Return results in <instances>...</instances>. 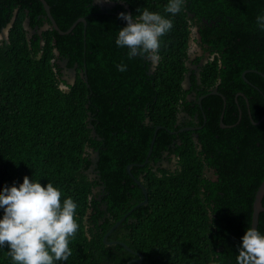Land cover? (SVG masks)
<instances>
[{
    "label": "trees",
    "instance_id": "trees-1",
    "mask_svg": "<svg viewBox=\"0 0 264 264\" xmlns=\"http://www.w3.org/2000/svg\"><path fill=\"white\" fill-rule=\"evenodd\" d=\"M44 1L59 31L84 23L61 35L39 0H0V36L11 24L0 40V188L28 176L42 186L53 183L62 199L73 198L79 228L70 240L72 255L59 264H236L264 180V30L256 23L264 0H185L161 37L156 63L115 45L116 31L126 25L118 14L148 8L170 15L167 0H108L111 7ZM192 28L208 60L185 90ZM59 61L76 71L66 92L59 89ZM121 62L124 72L116 67ZM196 88L198 97L208 96L198 144L171 134ZM222 113V122L235 127L224 144ZM165 153L179 160L172 175L153 170ZM136 181L147 193L144 206L137 207L144 195ZM125 215L106 238L118 244L106 245L105 235ZM257 228L264 233V212ZM7 250L0 248V264H12Z\"/></svg>",
    "mask_w": 264,
    "mask_h": 264
},
{
    "label": "clouds",
    "instance_id": "clouds-1",
    "mask_svg": "<svg viewBox=\"0 0 264 264\" xmlns=\"http://www.w3.org/2000/svg\"><path fill=\"white\" fill-rule=\"evenodd\" d=\"M185 0H167L164 15L148 8L137 9L133 16L125 12L118 18L126 25L116 31L114 43L126 48L129 57L146 55L158 60L161 37L173 27ZM256 23L264 30V13ZM124 72L127 65H116ZM77 204L72 197L62 199L61 190L53 183L23 177L22 183L0 188V248L7 246L12 264H59L72 255L70 240L79 224L75 219ZM236 264H264V233L248 227L240 238Z\"/></svg>",
    "mask_w": 264,
    "mask_h": 264
},
{
    "label": "flooded vegetation",
    "instance_id": "flooded-vegetation-1",
    "mask_svg": "<svg viewBox=\"0 0 264 264\" xmlns=\"http://www.w3.org/2000/svg\"><path fill=\"white\" fill-rule=\"evenodd\" d=\"M104 1H106L109 4L108 0H104ZM95 3L98 4L96 2V0H95ZM48 26L49 25L46 24L44 26L45 29L48 28ZM51 27H53L52 24H51ZM196 34H197V31H196ZM200 51H201V55L194 57L193 60H190L189 55H188V61L190 62L191 66L188 67L189 71L186 74V76L189 78V82L186 83L187 87L184 88V85L182 84L183 88L185 90H189L191 88L190 77L193 75L195 79H198L201 68L207 63L208 54L202 52L201 48H200ZM198 57H201L200 60H198V62L194 64V61ZM66 63H67L66 61H59L58 62L59 66L61 67V73H62V75H61L62 83L59 84V89L65 91V92L68 90V88L71 85H73L75 78H76V71L74 69L66 68ZM78 73L80 74V72H78ZM68 76L72 78L71 83H69L68 80L66 79ZM199 84H200V82H199V80H197L196 85H199ZM199 92H201V90L196 88V89H193L187 95V102L190 103L188 112H184V111L178 112L175 127H178L179 129L177 131H174L171 133L173 135L176 134V137L178 134H181L184 137L190 136L195 144H198L199 133L205 130V124H206V120H207L206 115L203 111V100L206 99L208 96L203 95V96L198 97ZM216 94H217V92L215 90H213L210 93V95H216ZM241 97H244L243 93H241V92L237 93L236 97H235V104H236L238 112H239V120H241V116H242V111H241V107L239 104V98L241 99ZM244 99H245L246 108L248 110V113L250 114L249 101L246 98H244ZM223 104H224L223 109H225V106H226L225 98H223ZM201 117H202V119H201ZM222 118H223V113H222ZM222 118L220 119V126H219L220 130H219L218 134L225 135V137L222 139V144H224L223 142H226V140H230V141L232 140L233 137L231 138L229 136V133L234 131L235 127L231 126L230 124H224L222 122ZM201 121H203L202 126H200ZM218 134L216 135V137L219 136ZM231 144L232 143H230L228 146H231ZM228 146H226V147H228ZM198 149H200V148L198 147ZM233 149H238V146L234 144V147H232V150ZM237 152H239V151H237ZM178 161L179 160L177 157H175L173 155H168L167 153H165V154H163L161 161L154 167L153 170H156V169L165 170V171H168V175H172L176 172V170L178 168ZM90 172L92 174L95 173V166H93L90 169L89 173ZM206 176L211 178L213 181L217 180V177L214 175L212 170H207ZM90 179L91 180L95 179L94 174Z\"/></svg>",
    "mask_w": 264,
    "mask_h": 264
},
{
    "label": "water",
    "instance_id": "water-1",
    "mask_svg": "<svg viewBox=\"0 0 264 264\" xmlns=\"http://www.w3.org/2000/svg\"><path fill=\"white\" fill-rule=\"evenodd\" d=\"M39 1L42 3L43 8H44V11H45V13L47 15L48 20L51 22V24L53 26V29L55 31H59L57 25L55 24L54 20L52 19V16L50 14V10H49L48 5L46 4V2L44 0H39ZM109 4H110L109 7H111L113 5L111 3H109ZM80 22H84V20L83 19L77 20L76 23H74L67 31H65V32L59 31V33L61 35H66V34L70 33V31L75 27V25L77 23H80ZM10 25L11 24H9L7 26V28H5L3 30L2 34L4 32H6V35L8 34V29H9ZM24 29L27 30V31L29 30V28H28V21H25V23H24ZM154 62L156 63V61H154ZM186 66H187V63H186ZM188 82H189V78L186 76L184 78L183 85L186 84V83H188ZM221 118H222V115H221ZM263 119H264V113H263V116H262V119L261 120H263ZM157 130H159V128L155 129L154 136L152 138V141H151V144H150V148H149V151H148V154H147V158L145 160V163H147L148 158L151 155L152 148H153V144H154V141H155L156 131ZM95 157H96V159L93 160V163L94 164L96 163V160H97V154L95 155ZM130 168H131V166L127 167V171L129 173H130ZM136 183L139 185V187H140V189H141V191H142V193L144 195V201L142 203H140L137 207L144 206V205L147 204V193H146V190L144 189V187L142 185H140V183L138 181H136ZM263 197H264V180L259 185L257 191L255 192V196H254V201H253V206H252V217H251V227H253V228H257V226H258V220H259V215H260V213L264 212V207L262 205ZM128 214H130V213H128ZM127 215H125L121 220L117 221L115 223V225L110 229V231L105 235L104 242L106 243V245L111 246V245L118 244L116 242H106V238L110 235L111 232H113L125 220V218L127 217ZM120 245H122V244H120ZM138 262H140V260ZM128 264H131V262H129Z\"/></svg>",
    "mask_w": 264,
    "mask_h": 264
},
{
    "label": "rangeland",
    "instance_id": "rangeland-1",
    "mask_svg": "<svg viewBox=\"0 0 264 264\" xmlns=\"http://www.w3.org/2000/svg\"><path fill=\"white\" fill-rule=\"evenodd\" d=\"M96 2L102 6V7H109L110 4H108L106 1L104 0H96ZM31 33V32H29ZM6 32H4L1 36H0V40L2 39H6ZM188 55H189V59L193 60L194 57L196 56H200L201 55V51L200 48L198 47V36L196 34V30L194 28H192L191 30V34H190V41H189V49H188ZM189 62V61H188ZM187 62V67H190L191 64L190 62ZM67 76V75H66ZM68 80L69 83L72 82V78L71 77H67L66 78ZM187 87V84H184V88ZM90 152V151H89ZM91 153V152H90ZM91 158L94 159L95 155L92 154ZM93 176V174L90 172L89 173V177L91 178ZM98 190H95L93 193L96 194Z\"/></svg>",
    "mask_w": 264,
    "mask_h": 264
}]
</instances>
